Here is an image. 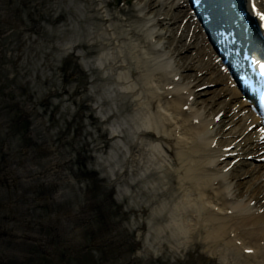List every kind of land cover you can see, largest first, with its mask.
I'll return each mask as SVG.
<instances>
[{
	"label": "rangeland",
	"instance_id": "1",
	"mask_svg": "<svg viewBox=\"0 0 264 264\" xmlns=\"http://www.w3.org/2000/svg\"><path fill=\"white\" fill-rule=\"evenodd\" d=\"M144 4L0 0V117L9 124L0 147L16 151L20 212L4 226L0 264H213L156 236L146 203L160 182L147 177L152 154L131 160L139 115L118 83L133 79L110 67L111 48L91 45L114 26L129 29Z\"/></svg>",
	"mask_w": 264,
	"mask_h": 264
},
{
	"label": "bare ground",
	"instance_id": "2",
	"mask_svg": "<svg viewBox=\"0 0 264 264\" xmlns=\"http://www.w3.org/2000/svg\"><path fill=\"white\" fill-rule=\"evenodd\" d=\"M210 1L222 9L219 31L231 29L236 12L245 18L232 35L251 62L241 72L227 65L189 0H145L129 29L114 26L91 45L111 48L110 67L133 79L118 83L139 115L131 160L152 154L147 177L160 182L146 203L156 236L176 239L172 250L198 262L264 264V96L258 104L242 85L246 73L252 82L264 72V0Z\"/></svg>",
	"mask_w": 264,
	"mask_h": 264
},
{
	"label": "flooded vegetation",
	"instance_id": "3",
	"mask_svg": "<svg viewBox=\"0 0 264 264\" xmlns=\"http://www.w3.org/2000/svg\"><path fill=\"white\" fill-rule=\"evenodd\" d=\"M11 121L12 120H10V122ZM5 126L9 127L7 117H0V129ZM0 141H2L1 138ZM14 152L16 151H10L9 148L3 149V147H0V240L5 233L4 226L10 222H15V220L18 219L15 216L18 209L15 204L14 195V189H16L13 178L15 173L14 160L16 156V153ZM63 211L66 213L65 210ZM21 213L25 212L23 211ZM65 245H63V247Z\"/></svg>",
	"mask_w": 264,
	"mask_h": 264
},
{
	"label": "snow or ice",
	"instance_id": "4",
	"mask_svg": "<svg viewBox=\"0 0 264 264\" xmlns=\"http://www.w3.org/2000/svg\"><path fill=\"white\" fill-rule=\"evenodd\" d=\"M261 18L264 19V14H261Z\"/></svg>",
	"mask_w": 264,
	"mask_h": 264
}]
</instances>
